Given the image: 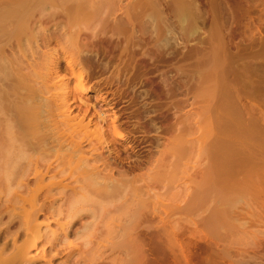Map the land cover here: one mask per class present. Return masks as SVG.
I'll return each mask as SVG.
<instances>
[{
  "label": "bare ground",
  "instance_id": "6f19581e",
  "mask_svg": "<svg viewBox=\"0 0 264 264\" xmlns=\"http://www.w3.org/2000/svg\"><path fill=\"white\" fill-rule=\"evenodd\" d=\"M107 8L93 0H0V213L24 229L26 243L17 256L31 262L39 241L57 250L88 234L87 243L70 248L66 264H125L120 254L138 264H166L170 233L186 234L174 229L178 215L205 210L208 201L213 204L201 221L209 224L216 246L190 228L187 234L196 238L190 251L229 258L233 250L242 257L263 253V236L253 242L234 238L248 232L249 217L257 222L255 216L264 214L263 147L219 149L206 171L193 174L210 171L207 192L188 183L162 191L155 178L132 187L136 178L129 174L149 158L135 168L124 165L114 146L125 140L119 116L73 113L78 93L86 92L84 66L119 45L102 35L111 25ZM125 20L135 26L129 13ZM50 25L58 31L49 32ZM156 144L162 145L160 139ZM164 164L161 151L156 166Z\"/></svg>",
  "mask_w": 264,
  "mask_h": 264
},
{
  "label": "rangeland",
  "instance_id": "374dc122",
  "mask_svg": "<svg viewBox=\"0 0 264 264\" xmlns=\"http://www.w3.org/2000/svg\"><path fill=\"white\" fill-rule=\"evenodd\" d=\"M93 1L108 6L105 15L117 32L109 27L102 35L119 45L114 53H98L84 66L86 92L78 93L73 113L119 116L125 140H116L114 146L124 165L135 168L149 158L129 174L136 178L132 187L155 178L163 184L162 191L168 192L174 183H188L207 192L210 171L193 174L206 171L219 149L264 148V0ZM126 13L135 26L126 23ZM137 24L144 26L142 31ZM49 27V32L58 31ZM69 77L73 85L75 77ZM157 139L162 145L157 146ZM161 151L165 164L158 167ZM211 204L178 215L174 229L186 234L170 233L172 258L166 264H264V252L242 257L233 250L229 258L214 250H189L195 238L187 234L190 228L196 238L216 246L209 224L201 221ZM255 218L257 222L247 219V233L234 238L245 236L253 242L257 235L264 237V214ZM24 238V229L10 225L0 213V264H66L70 248L89 240L88 234L73 236L57 250L39 241L32 252L35 258L27 262L17 256ZM100 241L108 242L106 237ZM117 257L127 260L125 264H138L130 256Z\"/></svg>",
  "mask_w": 264,
  "mask_h": 264
}]
</instances>
